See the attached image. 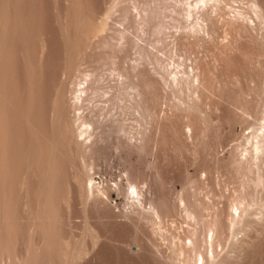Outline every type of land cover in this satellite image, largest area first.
Returning a JSON list of instances; mask_svg holds the SVG:
<instances>
[{
  "label": "rangeland",
  "instance_id": "374dc122",
  "mask_svg": "<svg viewBox=\"0 0 264 264\" xmlns=\"http://www.w3.org/2000/svg\"><path fill=\"white\" fill-rule=\"evenodd\" d=\"M185 2L0 0V264H264V0Z\"/></svg>",
  "mask_w": 264,
  "mask_h": 264
},
{
  "label": "bare ground",
  "instance_id": "6f19581e",
  "mask_svg": "<svg viewBox=\"0 0 264 264\" xmlns=\"http://www.w3.org/2000/svg\"><path fill=\"white\" fill-rule=\"evenodd\" d=\"M186 2V6H187V8H188V11L189 12H192L193 13V15H195V13H196V16L198 15V12L202 9V7H207V5L206 4H208V2H210L211 0H200L199 2H197L196 1V3L194 2V1H191V0H185ZM215 2V1H214ZM68 6V5H67ZM80 7V6H79ZM205 7V8H206ZM204 8V9H205ZM83 9V8H82ZM185 10V9H184ZM79 11V10H78ZM187 11V10H186ZM187 11V12H188ZM69 12V11H68ZM76 12V11H75ZM85 12V11H84ZM189 12L187 13L188 15L187 16H189L190 14H189ZM66 14V13H65ZM88 14V13H87ZM67 15V14H66ZM65 15V16H66ZM80 15V14H79ZM192 15V14H191ZM190 15V17H192ZM86 16H88V15H86ZM90 16V15H89ZM99 16H100V14H99ZM67 17V16H66ZM70 17V16H69ZM74 17V16H73ZM77 17V16H76ZM92 17V16H91ZM103 17V16H102ZM107 17V16H106ZM26 18V17H25ZM84 18H86V17H84ZM187 18V17H186ZM194 18V17H193ZM77 19V18H76ZM89 19V18H88ZM106 19V18H105ZM188 19V22L189 21H191V24L193 23H196L195 21H193L194 19H190V18H187ZM66 20V19H65ZM71 20H72V18H71ZM87 20V19H86ZM93 21V20H92ZM95 21V20H94ZM21 22V21H20ZM71 22V21H70ZM75 22V21H74ZM96 22V21H95ZM66 23H68V22H66ZM87 23V22H86ZM101 23V22H100ZM20 24V23H19ZM84 25V24H83ZM87 25H88V23H87ZM93 26H94V24H92ZM92 25H89L88 26V28L90 27V26H92ZM104 26V23H102V25H98V27H96L95 28V26H94V30L92 31H90V30H88V29H86V31L88 30V31H90L89 33H87L86 35H88V34H90L91 33V35H93V37H96V35H98V34H100V32H102V31H104L103 30V27ZM195 26H197V25H195L194 24V28H195ZM21 28V27H20ZM87 28V27H86ZM91 28H93V27H91ZM6 29V28H5ZM72 29V28H71ZM81 29V28H80ZM80 29H78V30H80ZM196 29V28H195ZM72 31V30H71ZM84 31V30H83ZM74 32V31H73ZM83 33V32H82ZM76 35V34H75ZM84 35H85V33H84ZM90 35V36H91ZM83 36V35H82ZM90 36L88 35V37L90 38ZM101 36V35H100ZM86 37V36H85ZM73 38H74V36H73ZM76 38H77V36H76ZM87 38V37H86ZM105 39V38H104ZM73 40V39H72ZM84 41L86 40V39H83ZM91 41L92 39L90 38V39H88V41ZM73 43V42H72ZM106 43V42H105ZM72 50H73V48H71ZM86 49V48H85ZM81 50V49H80ZM70 51V50H69ZM79 51V50H78ZM65 52V51H64ZM79 53V52H78ZM69 54V53H68ZM84 54V53H83ZM74 55H76V54H74ZM78 55V54H77ZM77 58H78V56H77ZM80 58V57H79ZM81 59V58H80ZM76 60V59H75ZM79 60V59H78ZM72 61V60H71ZM75 62V61H74ZM67 63V62H66ZM71 64V63H70ZM2 65V64H1ZM72 65V64H71ZM65 66V65H64ZM63 66V67H64ZM178 67H176V69H177ZM71 75H72V73H71ZM110 75H111V73H110ZM109 75V76H110ZM172 75H173V77L171 78V82L173 83V84H178L181 80H183V76H185V74L184 73H181V72H175V73H172ZM178 75H180V76H178ZM113 76V75H112ZM118 76H120L119 74H118ZM87 77V76H86ZM100 78V77H99ZM119 78V77H118ZM71 79V78H70ZM83 81H84V83H82V82H80L79 81V83L77 84V85H75L76 87L74 88L73 87V90L71 91L72 92V99H71V101L73 100V103H72V106H74L75 108H77V110H79V109H81V108H78V107H80V106H83V104L85 103H87V104H90L92 101H93V98L92 97H95L96 98V96L98 97V92H99V90H101V89H97L96 87V84H98L100 81L98 80V79H93V80H90V81H88L89 83H87V80H85V78L83 77V79H82ZM65 73H64V75H63V83H65ZM68 81V80H67ZM70 82V81H69ZM73 83V82H72ZM101 83V82H100ZM83 84H86V86L85 87H82L83 86ZM96 86V87H94V88H96V89H93L92 88V86ZM99 85V84H98ZM128 86H129V84H127ZM70 86H71V84H70ZM74 86V85H73ZM72 87V86H71ZM80 87H82V88H80ZM130 87V86H129ZM71 90V89H70ZM64 91V90H63ZM60 92H62V91H60ZM68 92V91H67ZM98 93V94H97ZM63 94V93H62ZM102 95H105V94H101V95H99V97L100 96H102ZM57 96H59V95H57ZM103 97V96H102ZM71 98V97H70ZM56 99V98H55ZM63 100H62V103H61V105L63 104V101H65V92H64V96H63V98H62ZM56 103V102H55ZM54 103V104H55ZM68 103V102H67ZM66 103V104H67ZM65 104V105H66ZM69 104V103H68ZM59 105V104H58ZM71 105V104H70ZM63 106V105H62ZM60 107V106H59ZM59 107H57V108H59ZM74 108V109H75ZM56 109V108H55ZM60 109V108H59ZM65 109V108H64ZM63 109V110H64ZM64 112V111H63ZM66 113V112H65ZM64 113V114H65ZM53 114H55V113H53ZM57 114V113H56ZM79 116V115H78ZM57 118V117H56ZM81 118V117H80ZM79 118V119H80ZM58 119V118H57ZM65 119V118H64ZM76 119H77V117H76ZM53 120V119H52ZM59 121V120H58ZM64 123V122H63ZM96 123V122H95ZM94 123V124H95ZM68 124V123H67ZM69 124H71V123H69ZM37 125V124H36ZM80 127H83V130H81V132H79L80 134V136L82 137V140H80L81 141V143H84V142H87L88 140H90V138H91V136H92V132H93V129H94V127L92 128V125H90L89 123H87V122H84V120L82 121L81 120V123H80ZM68 126V125H67ZM70 126V125H69ZM57 127V126H56ZM38 128V127H37ZM36 128V129H37ZM71 128V127H70ZM79 128V127H78ZM80 129V128H79ZM90 129V130H89ZM39 130V129H38ZM1 131V130H0ZM65 131V130H64ZM79 131V130H78ZM37 132V131H36ZM40 132V131H39ZM56 132H57V130H56ZM35 133V132H34ZM67 133H69V132H67ZM58 134V133H57ZM60 134V133H59ZM72 134H73V132H72ZM75 134V133H74ZM31 135V134H30ZM64 140V139H63ZM76 140V139H75ZM251 140V141H250ZM250 140H249V142H250V144H248L249 146H250V148H249V152L247 153V155H248V157H249V161L251 162L252 161V165L254 164L253 163V161L256 163L254 166H262V165H264L263 163H264V125L263 126H261V128L259 129V132L257 131V132H255V133H252V135L250 136ZM12 141V140H11ZM66 141V140H65ZM73 141V140H72ZM77 141H78V139H77ZM61 142H63V141H61ZM60 142V145L61 144H63V143H61ZM76 142V141H75ZM36 143V142H35ZM65 143V142H64ZM77 143V142H76ZM79 143V142H78ZM77 143V144H78ZM37 144V143H36ZM73 145V144H72ZM82 146L81 147H83V144H81ZM62 146V145H61ZM64 146V145H63ZM80 146V145H79ZM78 146V147H79ZM65 147V146H64ZM66 148V147H65ZM3 149V148H2ZM6 150L7 149H9V148H5ZM13 149V148H12ZM77 149V148H76ZM74 150V149H73ZM81 150V149H80ZM3 151V150H2ZM10 151V150H9ZM7 152V151H6ZM74 151H72V153H73ZM76 152V151H75ZM245 152H247V151H245ZM77 153H78V151H77ZM76 153V154H77ZM80 153V152H79ZM246 154V153H245ZM78 155V154H77ZM81 155V154H80ZM3 157V156H2ZM70 157V156H69ZM77 157V156H76ZM78 157H80L79 155H78ZM82 157V156H81ZM244 157H246V159L248 158L247 156H244ZM6 158V157H5ZM73 158V157H72ZM71 159V158H70ZM75 160H77V159H75ZM248 160V159H247ZM249 161H247V162H249ZM252 167V166H251ZM4 168V167H3ZM263 168V167H262ZM253 169L256 171V169H258V167L256 168H254L253 167ZM1 170V169H0ZM257 172H259V171H257ZM260 173V172H259ZM260 176V175H259ZM259 176H257L258 177V179H259ZM262 178H263V176H262ZM263 180V179H262ZM92 182V180H89V184H92L91 183ZM260 182V181H259ZM1 184V183H0ZM88 187H89V185H88ZM132 187V186H131ZM130 187V188H131ZM87 188V187H86ZM92 188H93V186L91 185L88 189H89V191L91 192V191H93L92 190ZM94 189V188H93ZM83 190V189H82ZM86 191H88V190H86ZM8 193V192H7ZM89 193V192H88ZM18 194V193H17ZM1 195V194H0ZM9 195V194H8ZM14 195V194H13ZM3 196V195H2ZM128 196V198L129 199H131L132 201H135V205L137 206V207H141L142 206V202L143 201H141L140 199H139V197H140V194H139V192H137L136 191V189H135V187H132V189H131V192L127 195ZM6 197V196H5ZM8 197H10V196H8ZM4 204V203H3ZM133 205H134V203H133ZM1 206V205H0ZM7 207H8V205H7ZM6 207V208H7ZM264 207V206H263ZM11 208V207H10ZM14 208V207H13ZM1 209V208H0ZM260 209V208H259ZM263 209V208H262ZM4 210V209H3ZM8 210H9V208H8ZM11 210V209H10ZM14 210V209H13ZM261 210V209H260ZM248 211V210H247ZM262 211V210H261ZM244 212V211H243ZM3 213V212H2ZM9 213V212H8ZM7 213V214H8ZM12 213V212H11ZM246 213V212H245ZM248 213H250V212H248ZM259 213H260V211H259ZM261 214H262V216L261 217H264V213L263 212H261ZM260 214V215H261ZM2 215V214H1ZM246 215V214H245ZM244 215V213L241 215V213H239V214H237L236 215V217L234 216H232V220H233V223L231 222V225H232V227H234V228H238V230H240L241 228L240 227H242V224H244V225H252V223L250 222V218H246V217H250V215H252V213H250V215H246L245 216ZM245 216V217H244ZM10 217V216H9ZM4 218V217H3ZM8 218V217H7ZM6 217H5V220L7 219ZM243 218H246L247 220H249V221H246L245 219H243ZM2 220V219H1ZM9 220H10V218H9ZM260 220H262V218L261 219H259L258 221L261 223V221ZM35 221V220H34ZM5 222V221H4ZM3 222V223H4ZM10 222V221H9ZM15 222V221H14ZM250 222V224H248ZM6 225H7V220H6V223H5ZM10 224V223H9ZM13 224V223H12ZM234 224L236 225V224H240L241 226L240 227H235L234 226ZM262 224V223H261ZM33 225V224H32ZM250 225V226H251ZM14 226V225H13ZM39 226V225H38ZM239 226V225H238ZM2 227H3V225H2ZM32 227V226H31ZM244 227V226H243ZM246 227V226H245ZM4 228H6V227H4ZM14 228V227H13ZM240 228V229H239ZM256 228V227H255ZM11 229H12V226H11ZM30 230V229H29ZM235 230V229H234ZM233 230V231H234ZM237 230V229H236ZM242 230H243V228H242ZM2 231V230H1ZM5 231V230H4ZM7 231H9V230H7ZM15 232V231H14ZM1 233V232H0ZM4 233V232H3ZM9 233V232H8ZM7 234V233H6ZM11 234V233H10ZM14 234V233H13ZM16 234V233H15ZM29 234V233H28ZM1 235V234H0ZM31 235H32V233H31ZM4 237H5V234H4ZM7 237V236H6ZM5 237V238H6ZM10 237V236H9ZM12 237H13V239H15V236H13L12 235ZM12 237H10L11 238V240H13L12 239ZM30 237V236H29ZM8 238V237H7ZM9 238V239H10ZM2 239V238H1ZM17 239V238H16ZM212 239V238H211ZM5 240V239H4ZM4 240H1L2 242V244H4L5 242H6V240H5V242L3 243V241ZM10 240V241H11ZM9 241V240H8ZM18 241V240H17ZM29 241V240H28ZM16 242V241H15ZM0 243V244H1ZM8 243H10V242H8ZM12 243V242H11ZM28 242H26V244H27ZM12 245V244H11ZM10 245V246H11ZM16 245V244H15ZM191 245H192V243H191ZM28 246V245H27ZM3 247H5V246H3ZM7 247V246H6ZM23 247H25V246H23ZM14 248V247H13ZM213 248V247H212ZM15 249V248H14ZM25 249H27V248H25ZM4 250V249H3ZM7 250V249H6ZM12 250V249H11ZM18 250V249H17ZM0 251H1V249H0ZM4 252V251H3ZM9 252V251H8ZM27 252V250L25 251V253ZM31 252V251H30ZM1 253V252H0ZM5 253V252H4ZM14 253V252H13ZM28 253H29V251H28ZM27 253V254H28ZM211 253V255L209 256V257H211L210 259H212L211 261H213L215 258H216V255H215V258H214V253L213 252H210ZM3 254V253H2ZM26 254V255H27ZM4 255V254H3ZM9 254L7 253V255H5V259H7V261L9 260V259H11V257L10 256H8ZM30 255V254H29ZM6 256H7V258H6ZM11 256H13V255H11ZM4 256H2L1 258H3ZM10 257V258H9ZM33 257V256H32ZM19 258V257H18ZM29 258H31V256L29 257ZM5 259H3V260H5ZM13 259V258H12ZM17 259V258H16ZM31 259H33V258H31ZM209 259V258H208ZM20 260V259H19ZM25 260V259H24ZM10 261V260H9ZM16 261V260H15ZM21 261V260H20ZM23 261V260H22ZM31 261V260H30ZM203 261V260H202ZM219 261H221V260H219ZM0 262H1V259H0ZM6 262V261H5ZM27 261H25V263H26ZM29 262V261H28ZM224 262V261H223ZM2 263H4V262H2ZM7 263H9V262H7ZM6 263V264H7ZM12 263V262H11ZM18 264H19V261L17 262ZM21 263V262H20ZM32 263V262H31ZM212 263V262H211ZM210 263V264H211ZM218 263V262H217ZM228 263V262H227ZM226 263V264H227ZM13 264V263H12ZM29 264H30V262H29ZM33 264V263H32ZM200 264H202L201 263V261H200Z\"/></svg>",
  "mask_w": 264,
  "mask_h": 264
}]
</instances>
